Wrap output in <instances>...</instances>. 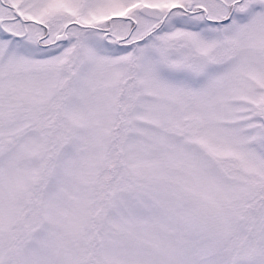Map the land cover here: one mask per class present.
<instances>
[{"label":"snow or ice","instance_id":"1","mask_svg":"<svg viewBox=\"0 0 264 264\" xmlns=\"http://www.w3.org/2000/svg\"><path fill=\"white\" fill-rule=\"evenodd\" d=\"M0 264H264V0H0Z\"/></svg>","mask_w":264,"mask_h":264}]
</instances>
